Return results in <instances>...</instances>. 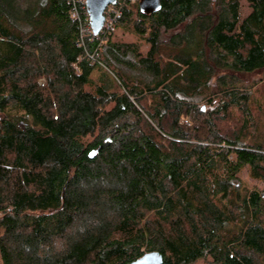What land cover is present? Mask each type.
Masks as SVG:
<instances>
[{"label": "trees", "instance_id": "16d2710c", "mask_svg": "<svg viewBox=\"0 0 264 264\" xmlns=\"http://www.w3.org/2000/svg\"><path fill=\"white\" fill-rule=\"evenodd\" d=\"M247 1L130 4L143 53L83 34L85 2L0 0L2 264H264L263 191L241 179L264 181V0Z\"/></svg>", "mask_w": 264, "mask_h": 264}, {"label": "water", "instance_id": "95a60500", "mask_svg": "<svg viewBox=\"0 0 264 264\" xmlns=\"http://www.w3.org/2000/svg\"><path fill=\"white\" fill-rule=\"evenodd\" d=\"M118 0H86L85 5L89 15L93 34L97 35L105 22V10L110 4H116ZM162 0H140L139 8L144 14H152L160 10ZM98 149L89 152L90 157H94ZM264 196V191L262 192ZM163 255L158 251H150L133 261L131 264H162Z\"/></svg>", "mask_w": 264, "mask_h": 264}, {"label": "rangeland", "instance_id": "374dc122", "mask_svg": "<svg viewBox=\"0 0 264 264\" xmlns=\"http://www.w3.org/2000/svg\"><path fill=\"white\" fill-rule=\"evenodd\" d=\"M84 2L86 0H83ZM242 4V16L245 17L251 10L250 5L247 0H241ZM139 6V1L135 4ZM135 19H138L137 14L135 13L133 15ZM112 38L119 41H126V42H134L138 45L139 50L143 53H146V51L149 48V43L146 41L144 35L138 34L137 30L130 24H123L119 23L115 29V31L112 33ZM206 106V105H204ZM241 179L245 186L248 188H255L259 189L261 191H264V181L254 178L250 175L249 168H245L242 172ZM0 264H2L0 259ZM195 264H205L204 260H199Z\"/></svg>", "mask_w": 264, "mask_h": 264}, {"label": "built area", "instance_id": "2783aa9c", "mask_svg": "<svg viewBox=\"0 0 264 264\" xmlns=\"http://www.w3.org/2000/svg\"><path fill=\"white\" fill-rule=\"evenodd\" d=\"M74 1L75 3L84 2L83 0H74ZM138 1L140 0H118L116 4H110L105 10V22L103 24L102 29L100 30L98 34H103L106 37L108 35H111L115 31L118 25L119 18L121 17L123 13V8L126 6H129L130 4H136ZM73 15L75 17H79V12L77 10V7H75L74 9ZM88 32L93 33L90 20L86 24V26H83L82 28L83 34H86ZM91 57H93V55H91Z\"/></svg>", "mask_w": 264, "mask_h": 264}]
</instances>
